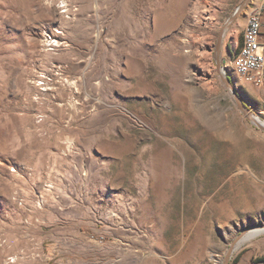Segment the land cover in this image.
<instances>
[{"label": "rangeland", "instance_id": "1", "mask_svg": "<svg viewBox=\"0 0 264 264\" xmlns=\"http://www.w3.org/2000/svg\"><path fill=\"white\" fill-rule=\"evenodd\" d=\"M243 1L0 0V264H223L264 226V130L213 59ZM248 8L220 57L264 121ZM245 235L230 264H264Z\"/></svg>", "mask_w": 264, "mask_h": 264}, {"label": "built area", "instance_id": "2", "mask_svg": "<svg viewBox=\"0 0 264 264\" xmlns=\"http://www.w3.org/2000/svg\"><path fill=\"white\" fill-rule=\"evenodd\" d=\"M236 70L241 78L253 85H264V3L248 26L239 46Z\"/></svg>", "mask_w": 264, "mask_h": 264}, {"label": "water", "instance_id": "3", "mask_svg": "<svg viewBox=\"0 0 264 264\" xmlns=\"http://www.w3.org/2000/svg\"><path fill=\"white\" fill-rule=\"evenodd\" d=\"M252 0H244L233 12V14L230 16V18L227 20L225 25L223 26L221 33L218 37V40L215 44L214 47V54H213V59L216 65V71L218 74V77L220 79V82L222 83L228 97L230 98L231 102L233 105L238 109V111L253 125L256 127L264 130V126L261 125V123L257 122L254 119V114L251 112L250 108L248 105L245 103V101L242 99L240 93L238 92V89L236 85L233 83L227 69L223 66L222 61H221V48H222V41L223 37L225 35V32L231 27V25L234 23L236 20L237 16L239 13H241L243 10H245L251 3ZM259 228H264V226L261 227H255L253 229H259ZM252 230V229H251ZM247 232L242 233L239 237H237L233 243L231 244V247L227 251L223 264H230V259L231 255L234 251L235 246L243 239L244 235Z\"/></svg>", "mask_w": 264, "mask_h": 264}, {"label": "bare ground", "instance_id": "4", "mask_svg": "<svg viewBox=\"0 0 264 264\" xmlns=\"http://www.w3.org/2000/svg\"><path fill=\"white\" fill-rule=\"evenodd\" d=\"M263 3H264V0H252L251 4H250V6H249V15H248V18H247L246 28H247V26H248V20H254V19H255L256 14H257V12L260 10L261 4H263ZM246 28H245V30H246ZM245 30H244V32H245ZM243 34H244V33H243ZM47 38H48V42H49V44H50V42H52L53 39H52L51 36H50V37L48 36ZM54 42H55V41H54ZM237 60H239V52H238V55H237V59H236V61H237ZM233 70H234V72H235L238 76L241 77V74L239 73V71L236 70V63H235V67L233 68ZM66 85L71 86V88H72L73 91H76V90H77L76 84H75L74 82H72V83H68V82H66ZM254 119H255L257 122L261 123V125L264 126V121H262L259 117H256V116L254 115ZM263 232H264V228L252 229V230H249V232L245 235V238H246V239L254 238V237L260 235V234L263 233Z\"/></svg>", "mask_w": 264, "mask_h": 264}, {"label": "crops", "instance_id": "5", "mask_svg": "<svg viewBox=\"0 0 264 264\" xmlns=\"http://www.w3.org/2000/svg\"><path fill=\"white\" fill-rule=\"evenodd\" d=\"M249 6H250V5H249ZM248 15H249V8H248V10H247V18H248ZM246 22H247V21H246ZM245 26H246V25H245ZM241 31H242V34H243L244 28H242ZM242 34H241V35H242ZM224 62H225V61H224ZM225 64H226V62H225Z\"/></svg>", "mask_w": 264, "mask_h": 264}]
</instances>
